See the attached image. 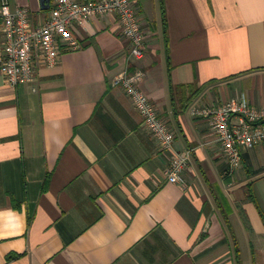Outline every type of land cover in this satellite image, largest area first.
<instances>
[{
  "label": "crops",
  "instance_id": "1",
  "mask_svg": "<svg viewBox=\"0 0 264 264\" xmlns=\"http://www.w3.org/2000/svg\"><path fill=\"white\" fill-rule=\"evenodd\" d=\"M136 2L147 49L128 68L189 151L185 184L168 181L171 153L112 83L129 50L117 15L86 19L82 47L52 66L36 57L30 82L0 71V264H235V246L240 264H264V140L230 170L191 113L236 95L264 107V0ZM9 6L33 25L50 9ZM5 39L0 21V64Z\"/></svg>",
  "mask_w": 264,
  "mask_h": 264
},
{
  "label": "built area",
  "instance_id": "2",
  "mask_svg": "<svg viewBox=\"0 0 264 264\" xmlns=\"http://www.w3.org/2000/svg\"><path fill=\"white\" fill-rule=\"evenodd\" d=\"M49 14L42 23L33 25L27 7L11 9L9 0H0V21L5 34L0 71L7 83L17 86L34 76L35 60L40 57L47 65H55L62 50L82 47L75 34L76 24L101 15L115 14L120 33L128 41L126 67L112 80L128 95L142 117L143 126L157 140L162 151L171 158L166 169L168 181L184 185L182 173L189 151L174 148L175 133L163 120L157 107L141 89L144 70L131 63L140 60L147 49L145 29L136 0H50ZM191 113L204 118L221 143L228 166L234 170L242 161V150L264 140V107L256 108L242 95L233 96L219 105H195ZM238 120L234 121L233 117Z\"/></svg>",
  "mask_w": 264,
  "mask_h": 264
},
{
  "label": "trees",
  "instance_id": "3",
  "mask_svg": "<svg viewBox=\"0 0 264 264\" xmlns=\"http://www.w3.org/2000/svg\"><path fill=\"white\" fill-rule=\"evenodd\" d=\"M182 87V86H181ZM178 88H180V86H173V85H170V89H178ZM203 88V86L202 87H200V88H196V89H198L196 92H193V90H190V95H191V97L193 96V95H196L197 93H199L200 92V90ZM189 89H195V88H193V87H191L190 85H189ZM173 92H174V90H173ZM193 93H195V94H193ZM191 97H189V101H190V99H191ZM248 196L249 197H252V194H251V192H250V189H248ZM234 253H235V264H240V253H239V249L237 248V246H235V251H234ZM15 256H17V255H8V258H12V257H15Z\"/></svg>",
  "mask_w": 264,
  "mask_h": 264
},
{
  "label": "water",
  "instance_id": "4",
  "mask_svg": "<svg viewBox=\"0 0 264 264\" xmlns=\"http://www.w3.org/2000/svg\"><path fill=\"white\" fill-rule=\"evenodd\" d=\"M42 7L49 8L50 7V0H40ZM264 119L259 121V123H263Z\"/></svg>",
  "mask_w": 264,
  "mask_h": 264
}]
</instances>
